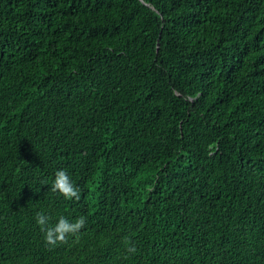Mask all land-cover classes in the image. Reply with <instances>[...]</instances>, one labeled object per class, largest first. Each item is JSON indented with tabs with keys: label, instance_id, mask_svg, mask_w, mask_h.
I'll return each instance as SVG.
<instances>
[{
	"label": "trees",
	"instance_id": "1",
	"mask_svg": "<svg viewBox=\"0 0 264 264\" xmlns=\"http://www.w3.org/2000/svg\"><path fill=\"white\" fill-rule=\"evenodd\" d=\"M0 264H264V0H0Z\"/></svg>",
	"mask_w": 264,
	"mask_h": 264
},
{
	"label": "clouds",
	"instance_id": "2",
	"mask_svg": "<svg viewBox=\"0 0 264 264\" xmlns=\"http://www.w3.org/2000/svg\"><path fill=\"white\" fill-rule=\"evenodd\" d=\"M51 191L58 193L67 200H80V189L73 184L68 171L65 169H58L54 173ZM35 222L43 233L45 244L56 247L67 244L69 237L78 238L81 229L85 226L86 219L84 216H80L74 221H70L66 217L60 216L55 224H52L49 215L41 211L35 214ZM124 243L128 254L136 253L137 249L130 240L125 239Z\"/></svg>",
	"mask_w": 264,
	"mask_h": 264
}]
</instances>
